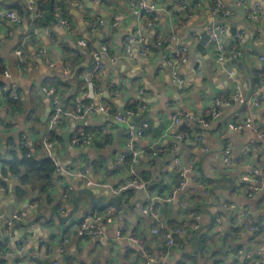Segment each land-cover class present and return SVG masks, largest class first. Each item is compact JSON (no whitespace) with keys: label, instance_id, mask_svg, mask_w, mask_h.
<instances>
[{"label":"crops","instance_id":"crops-1","mask_svg":"<svg viewBox=\"0 0 264 264\" xmlns=\"http://www.w3.org/2000/svg\"><path fill=\"white\" fill-rule=\"evenodd\" d=\"M74 1L76 3L72 2L69 12L66 11L72 26L68 30L56 15L58 4L53 0H0V7L13 8L23 17L20 26L8 20L0 23V62L4 67L3 73H0V175L8 169L5 167L15 154L20 156L21 148H26L24 141L30 146L43 143L36 154L42 159L51 157L63 168L61 172H56L53 185L42 194L41 204L29 218L10 227L0 219V242L9 241L12 244L22 236L28 240L20 253L15 251L7 256L0 252V263L50 264L53 260H60L62 264H177L185 254L190 253L196 264H234L236 257L225 253L227 246L256 251L260 244H264V185L256 194H249L253 183L245 177L250 166L264 167V139L257 138L251 128L233 131L229 123L243 121L248 111L254 109L250 102L260 99V105L255 108L254 121L264 129V98L257 88L264 60L255 50V47L258 50L264 47V19L255 26L246 21L245 15L230 7H239L237 0H222L234 10L227 23V47L231 48L237 40L232 28L238 29L236 33L245 32L243 42L239 41L245 66L241 63L242 56L239 63L231 62L227 68L235 71L244 94L251 86L253 92L246 104L235 103L224 107L219 118L209 126L195 125L197 122L194 121L196 123L189 126L193 127V133H187L186 140H178L177 136L185 125L173 122L175 113L208 119L214 98L226 97L233 89L227 68L214 57L210 37L203 46L207 54L202 58L207 60L202 85L196 82L195 62L200 61L197 56L201 55L197 46L208 26L218 22L211 13L214 0H184L186 10L179 8L181 0H146L157 6L154 11L155 26L145 23L146 15L136 16L129 3L131 0ZM248 1L251 4L260 2L264 8V0ZM198 2L202 5L198 6ZM31 4L43 12L45 23L33 24L34 19L28 10ZM49 4L51 6L47 8ZM117 13L123 14L124 18L118 27H114L112 22ZM99 21L105 22L103 27L98 26L91 31L89 22ZM139 29L144 32L151 49L146 56H142L140 45L135 43L133 56L128 57L125 54V39ZM172 34H176L177 40L172 39ZM251 39L254 46L250 43ZM81 40H87L89 48L83 47ZM178 42L185 43L190 54L189 60L180 67L186 79L183 86L174 81L168 64L175 59ZM91 45L96 48L93 53ZM103 45L109 48L108 57L99 52ZM18 48L23 49L30 61L25 70L21 69L18 61ZM67 48L73 51L69 66L63 62ZM43 49L49 55L43 53ZM95 53L104 60V70L97 69ZM50 61L55 63L54 67L49 65ZM65 67H68V72ZM96 73L101 75L102 91L97 89L98 92L90 97V83ZM251 78H255V84ZM104 82H107V94ZM41 85L56 87L64 108L69 97L74 95L71 104L90 99L96 105H108L110 109L107 107V112L97 110L82 121L66 113L65 121L55 126L59 138L46 142L48 127L41 117L52 103L51 98L39 89ZM6 86L15 88L20 94L19 99H13ZM133 99L145 102L143 112L133 117H142L143 123L149 124V129L143 138L135 142L136 148L143 153L139 162L132 166L133 171L131 168L115 171L114 161L127 150L128 132L125 126L118 124L120 121L116 115L126 110ZM13 100L20 101L22 106L12 108ZM138 123L140 125V121ZM87 128L95 134L94 142L88 146L73 144L72 134ZM69 133L71 137L66 139L65 135ZM176 158L186 170L184 178L188 187L183 189L178 186L183 177L175 164ZM90 165L96 166L89 167L93 184L87 187L84 183L75 182L74 196L80 189L93 188L95 198L104 203L119 196L121 210L113 204L100 207L83 195L81 207L69 219L56 215L51 217L53 209L66 216L73 208L72 202L64 205V209L60 205L68 184L72 182L68 171ZM135 177L149 184V189L123 188ZM5 178V187H0V212L10 215L15 210L28 208L36 194L25 199L17 198L19 177L8 174ZM196 183L208 189V194L204 195L207 205L199 211L205 225L201 227L203 233L198 237L199 242L176 245L168 258L161 257V245L153 233L158 223L141 208L160 195L163 199L160 203L161 226L168 229L171 228L170 223L187 226L198 215H194V207L189 208L188 195L190 187ZM115 189L119 192L116 193ZM230 204L236 206L239 220L231 215ZM110 206L115 207V217L112 222L101 223V234L85 238L78 234V226L86 214L103 212ZM120 226L125 227L121 236L118 235ZM251 227L255 230L251 231ZM130 234L142 240L156 257L154 262L149 263L140 256L137 244L127 238ZM62 247L69 254L70 261L64 259ZM32 257L40 261H34ZM186 264L193 262L187 261Z\"/></svg>","mask_w":264,"mask_h":264},{"label":"built area","instance_id":"built-area-1","mask_svg":"<svg viewBox=\"0 0 264 264\" xmlns=\"http://www.w3.org/2000/svg\"><path fill=\"white\" fill-rule=\"evenodd\" d=\"M75 3L76 2L73 1V4ZM129 3L137 17H143L146 13L157 10V6L155 4L149 3L146 0H138V1L131 0ZM197 5L201 6L202 3L198 2ZM237 5L244 10L246 21L252 23L255 26L261 24L262 20L264 19V8L260 2L251 4L248 0H237ZM178 6L179 8L185 10L187 9L184 0H181ZM211 8H212L211 13L213 14V16L217 17L218 22L216 24H211L210 26H208L207 31L210 36V40L212 42L214 57L217 62H219L221 65H224L227 61L233 59H239L243 56V52L241 49L228 48L226 45L227 41H225L226 33H227V23L228 20L234 15V10L227 7L222 0H214ZM29 11L30 14L32 15V18L34 19L33 24L38 26L44 20L43 12L33 4L29 5ZM56 15L59 17V21L62 24H64L68 30L72 29V26L69 23L67 17H64L62 15L61 8L59 5L56 6ZM123 18H124L123 14L121 13L115 14L112 22L113 26L118 27L123 21ZM5 20L10 21L17 26H20L23 21V17L19 14L18 11H16L13 8L0 7V23ZM89 25H90L89 26L90 30L95 31L98 26L103 27L104 21H99L98 23L89 22ZM148 25L155 26L156 25L155 20L149 21ZM242 30L244 29L242 28ZM244 34L245 32L236 33V37L242 38L243 36H245ZM172 39L177 40L176 34H172ZM80 43L83 47L89 48V43L87 40H81ZM135 43H138L140 45L141 47L140 55L142 56H146L151 49L146 42L144 32L141 29H139L133 35L127 36V38L125 39V54L128 57L133 56V46ZM108 50H109L108 46L103 45V48L101 47V50H99V52L100 54L104 53V55L108 57L109 56ZM43 53L49 55L46 49H43ZM16 54L21 69L25 70L30 62L28 55L23 51L22 48H18L16 50ZM95 54L97 55V62H96L97 69L104 70L105 69L104 60L102 59L100 54L98 53ZM189 58H190L189 47L185 43L178 42L176 46L175 59L168 61V64L171 69L173 79L179 86H183L186 82L184 75L180 71V67L183 64H185L189 60ZM261 59L264 60V55L261 56ZM49 65L51 67H54L55 63L53 61H50ZM65 71L68 72V67H65ZM5 73L7 75V71H5ZM227 76L229 80L232 81L233 89L226 97L214 98L211 107L209 109L210 117L208 119H204V118L197 119L190 114L177 112L175 113V115H173V122L180 123L182 125H185L186 127H189L191 123H196V122H197L196 124L201 126H209L211 122L219 118L220 112L224 107L233 105L235 103H239L243 105L246 104L248 102V99L247 96L242 91V87L237 80L235 71L231 68H227ZM94 79L95 77L93 78V80H91L90 83V90L88 92V95L90 97L94 96L95 94L94 92H98L97 89L101 90V88L94 81ZM257 88H259V91L263 92V94H261L260 96L264 98V76L260 79L259 83L257 84ZM5 89L7 91H10L9 93L13 99L15 100L19 99L20 94L15 88H9L6 86ZM39 89L42 90L51 98L52 106L47 121L48 128H55V126L62 124L64 122L66 113L71 114V116L74 117L76 120L82 121L83 119H86L90 114H93L97 110H100L101 112L108 111V108L106 106L102 104L96 105L94 102L90 101L88 103H82V102L76 103L75 111L73 113H70L63 108L61 94L56 87L41 85L39 86ZM260 103H261L260 99L255 100L252 103L254 109H250L248 111L247 117L241 122L229 123V127L233 131H240L242 129L251 128L256 133L257 138L264 139V129L260 124L254 121V115L256 114L255 108L258 107ZM145 107H146L145 103L141 104L140 110L145 109ZM136 115L137 113H135L134 111H128V112L125 111V114H123L122 112H117L116 119L120 122H128L129 118ZM148 129H149L148 123H142L140 125L130 126L126 136L127 150L125 153L118 156V158L114 161L115 171L125 168H131V171H133L132 166L136 165L139 162L140 156L143 153L142 150L136 148L135 142L138 138H143L147 134ZM95 137H96L95 134L80 129L72 134L71 140L72 143L75 145L88 146L94 142ZM187 137L188 136L182 131L177 136L178 140H186ZM23 144L24 146H29L27 141H24ZM146 153H148V151H146ZM28 155H30V153ZM129 160L131 161V164H129ZM175 164L179 166L180 175L183 177V180L179 185V189L188 187V183L184 178L186 176V170L179 158L175 159ZM62 170L63 168L60 165H58L56 168V172L59 173ZM68 174L71 177L72 182L68 184L67 192L64 195V199L67 201L72 199L73 193L76 191V188L74 186L75 182L84 183L85 186L87 187H90L93 184V181L91 180L90 177V169L87 166L78 169L69 170ZM262 176H264V167L257 168L254 166H250L249 172L245 177L247 180H250L253 183L250 186V189L248 190L249 194H256V192L262 188V186L264 185V181H262ZM128 186H134L138 189H143V190L149 189V184L136 177L132 178L123 188H126ZM190 190L192 192L200 191L203 195L208 194V189L202 187L201 183H196L195 185L190 187ZM115 192L118 193L119 189H115ZM159 199L160 197L156 196L151 200L149 205L141 208L142 212L150 214L156 221L160 220ZM229 206L231 209V215L234 217V219L239 220V215L238 214L236 215V206L234 204H230ZM36 207H37L36 204H31L28 208L13 211L10 215L7 214L5 215L4 213L0 212V219L4 220L5 223L8 225V227H10L15 223L24 222L34 212ZM62 209H64L63 206ZM114 217H115L114 206H110L107 210L103 212H98V211L89 212L81 220L78 226V234L83 238L99 235L103 232L101 223L112 222ZM194 219L196 222L192 226L193 229L201 228L203 226L201 215L199 214L195 215ZM160 228L163 227L162 226L155 227L153 229V233L156 235V237L158 238L161 237V239L165 242V245L171 248L176 246L174 233L175 232L185 233L184 229L177 228L175 232L169 230L166 231L164 234H161ZM250 229L251 231L255 230L253 227H251ZM124 231H125V227L120 226L118 230V235L121 236L124 233ZM127 238H129L130 241L137 244L139 248L140 256L146 259L147 262L151 263L156 260V257L153 256L148 251V249L143 244L141 239L135 238L131 234L128 235ZM27 242L28 240L25 236H22L21 238L15 240L14 242H12V244L9 241H6L7 245H9V247L11 248V250L7 252L6 255L11 256L15 253V251L18 253L22 252ZM61 253L63 254L64 259L66 261L70 259V256L64 247L61 248ZM225 253L231 254L236 258L245 256L250 260H252L254 264H264V244H260L257 250L254 252L246 251L243 248L232 249L230 246H227L225 248ZM170 254L171 253L168 252L165 258H168ZM50 264H62V262L60 260H53Z\"/></svg>","mask_w":264,"mask_h":264},{"label":"trees","instance_id":"trees-1","mask_svg":"<svg viewBox=\"0 0 264 264\" xmlns=\"http://www.w3.org/2000/svg\"><path fill=\"white\" fill-rule=\"evenodd\" d=\"M55 4H58L61 7L62 15L64 17L66 16V11L69 12L70 7L72 5V2L74 0H53ZM29 10V9H28ZM65 11V12H64ZM146 15V19H145V23H148L149 21L155 20V16H156V12H148L145 14ZM43 23H45V18L43 20ZM155 23L157 24L156 20ZM254 31H257L254 29ZM231 48H235V49H240V44H239V40H236L235 43L231 44ZM91 53L96 51V48L94 46L91 45ZM73 51L70 48H67L64 50V64L71 65V59H72V54ZM92 66V63H90V67ZM4 71V67L2 62H0V73H3ZM81 70H79L80 72ZM262 77L264 76V66L263 69L261 71ZM68 76V75H66ZM94 81L99 85V87L102 90V79H101V75L99 73L95 74V79ZM85 83L82 85L84 86ZM86 87V86H85ZM116 90V89H113ZM74 97V95H71L69 97V101L67 103L64 104L65 106V110L73 113L75 111V107H76V101L75 103L71 104V99ZM91 100L86 99L84 101H81L82 103H88ZM132 101V100H131ZM145 103L142 100H135L133 99V101L131 103H129L126 107L125 111H134L135 113H141L143 110H140V105ZM63 105V103H62ZM18 106H22L20 101H14L11 105V107H18ZM107 107L110 109V107L107 105ZM117 111V110H116ZM65 121V118H64ZM198 125V124H195ZM86 131H89L88 128L85 129ZM194 129L193 127H184L182 128V132L185 133L187 136V133H193ZM59 138V134L58 131L55 128H47L46 131V135H45V140L46 142H53L54 140ZM103 144V143H102ZM43 146V143L41 142H37L36 145L33 146H25L26 148H21V155H17L15 154L14 158L8 163V166L5 168L8 169H4L2 174L0 175V187H5L6 184V178L8 174H12L13 176L16 175L19 177L20 179V183L16 188V196L19 199H25L26 197H28L29 195L32 194H36V196L31 200L32 204H36V205H40L41 204V200H42V194H44L45 192H47V189L53 185L54 183V179H55V175H56V168H57V163L54 159H52L51 157L49 158H40L36 153L38 151V149H41ZM34 148V149H33ZM30 153V155H28ZM0 161H1V155H0ZM129 164H131V161L129 160ZM128 164V165H129ZM85 167V166H83ZM88 168H96L95 165H93V167L87 166ZM89 168V169H90ZM182 178H180L181 181ZM179 181V183H180ZM262 181H264V176H262ZM178 183V186H179ZM213 181L210 182V186L212 185ZM66 190V189H65ZM75 192L73 193L74 196ZM131 194V193H129ZM189 204L190 207H194V215L195 214H199V211H201V209L204 208V206L207 205L206 202V197L200 192H192L191 190L189 191ZM72 196V198H73ZM160 197L159 202L161 203V201L163 200L162 197L160 195H158ZM166 198V197H165ZM166 200V199H165ZM72 202V199L67 201L64 199L63 204L61 203L60 205L64 206V205H70V203ZM61 206V207H62ZM207 211V210H205ZM204 212V211H203ZM195 219L192 218L191 223L188 224L187 226L184 225H180L177 223V225H172L171 224V228L168 229L167 227H163L160 228L161 229V234H164L166 231H173L175 232V230L177 228L179 229H184L185 233H180V232H175L174 233V238H175V242L176 245L178 247V245L183 244V245H192V244H197V242H199V236L202 235V228L199 229H193V224L195 223ZM158 224H156L155 226L157 227H161V221H157ZM205 225H203L204 227ZM161 236V235H160ZM160 245H161V250H160V256L161 257H165L168 252L171 253L172 248L168 247L165 245V242L161 239V237L158 238ZM232 249H235V247H232ZM11 250V248L9 247V245H7V243H2L0 242V252L2 254H6L7 252H9ZM192 254H185L184 258L179 260L177 262V264H186L187 261L193 262V264H196V262H194V260L191 258ZM236 261L234 264H254L252 262V260H250L249 258L245 257L244 259H242V257L239 258H235ZM70 261V260H68ZM3 264V263H0Z\"/></svg>","mask_w":264,"mask_h":264},{"label":"water","instance_id":"water-1","mask_svg":"<svg viewBox=\"0 0 264 264\" xmlns=\"http://www.w3.org/2000/svg\"><path fill=\"white\" fill-rule=\"evenodd\" d=\"M50 6L51 5L49 4L47 8H49ZM230 7L232 9L237 10L239 13L245 15V12H244V10L241 7H236V8H234L232 6H230ZM231 30H232V33L234 35L236 34V32H238V29L237 28H232ZM202 36H203V38L201 40V43L197 46V52H201V55L197 56L200 59V61L195 62V70H196V73H197L196 82L199 83V84H201V85H202V80H203V76H204V70L206 68V60H207L205 58H202V55L205 56L207 54V49L205 51V49L203 48V46L206 45V41L209 40V37H210L209 34H208V31H204L202 33ZM236 38L240 42H243V39L242 38H239V37H236ZM253 41H254L253 39L250 40V43L252 44V46H254ZM244 42H245V40H244ZM228 43H229V40H227V44ZM150 44H153V42H150ZM99 50H101V48ZM255 50L260 54V56H263L264 55V47L262 49H259V50L255 47ZM231 62H233V63H239V59H233V60L227 61L224 64V66L227 68L228 65ZM241 63L245 66V58H244V56H243V58H241ZM251 81H253V83L255 84V78H251ZM104 87L106 89V94H107V92H108V90H107L108 89L107 88V82H104ZM252 92H253V86H251V88L248 90V93L245 94L247 96V99L248 100L250 99V96H251ZM258 93L260 95L263 94L262 91H259ZM250 103H253V102L251 101ZM50 112H51V107L47 108L46 109V112L41 117V120H42L43 123L46 124ZM121 112L123 114H125V110H121ZM138 121H140V124L143 123V118L142 117H132V118H129L128 122H120L118 124L119 125H122V126H125L126 129H127V131H128L131 125H139ZM180 125L182 126V124H180ZM70 135H71V133L65 135V138L66 139H69V137H71ZM95 192L96 191L93 188H83V189L78 190L77 194L74 196V198L72 200L73 208L69 212V214H67L66 216H61V214L59 212H57L56 209H53V212H52L51 217H53V215H56L58 218L66 217V219H69L81 207L80 200H81V197L83 195H87L89 197L90 201H92L93 203H96L100 207H108L109 205L113 204V205L116 206V208L118 210H121V199H120L119 196H114L108 202L104 203V202H101L100 200H98V199L95 198ZM32 259L34 261H37V262L40 261V259H38L37 257H32Z\"/></svg>","mask_w":264,"mask_h":264},{"label":"bare ground","instance_id":"bare-ground-1","mask_svg":"<svg viewBox=\"0 0 264 264\" xmlns=\"http://www.w3.org/2000/svg\"><path fill=\"white\" fill-rule=\"evenodd\" d=\"M146 239V238H145ZM183 247V246H182Z\"/></svg>","mask_w":264,"mask_h":264}]
</instances>
